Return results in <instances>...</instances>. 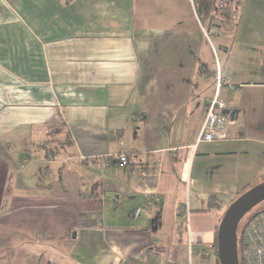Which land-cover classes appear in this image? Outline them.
<instances>
[{"label":"crops","instance_id":"crops-1","mask_svg":"<svg viewBox=\"0 0 264 264\" xmlns=\"http://www.w3.org/2000/svg\"><path fill=\"white\" fill-rule=\"evenodd\" d=\"M197 18L194 0H0L14 264H217L223 213L264 176V0ZM215 55L236 112L228 140L194 147Z\"/></svg>","mask_w":264,"mask_h":264},{"label":"built area","instance_id":"built-area-1","mask_svg":"<svg viewBox=\"0 0 264 264\" xmlns=\"http://www.w3.org/2000/svg\"><path fill=\"white\" fill-rule=\"evenodd\" d=\"M242 1L215 0V3L218 9H223L227 5L240 7ZM197 21L201 29L205 31L202 22L198 18ZM213 53L215 54L214 50ZM209 74L215 79V90L210 97L205 99V115L194 147L202 142L228 140L230 137L229 128L233 124L229 115L224 114L227 109L226 103L219 97V90L226 84V78L219 67L216 55L211 68L205 73L206 76ZM113 163L119 167H124L128 163L127 156L118 154L104 157V166L110 167ZM139 212L140 209H137L134 212V217H137ZM237 249L239 264H264V211L241 225L240 234L237 238ZM204 255L216 259V246L210 247Z\"/></svg>","mask_w":264,"mask_h":264},{"label":"water","instance_id":"water-1","mask_svg":"<svg viewBox=\"0 0 264 264\" xmlns=\"http://www.w3.org/2000/svg\"><path fill=\"white\" fill-rule=\"evenodd\" d=\"M236 111H224L233 120ZM264 202V180L251 186L223 213L216 231V253L218 264H239L237 231L241 220Z\"/></svg>","mask_w":264,"mask_h":264},{"label":"trees","instance_id":"trees-1","mask_svg":"<svg viewBox=\"0 0 264 264\" xmlns=\"http://www.w3.org/2000/svg\"><path fill=\"white\" fill-rule=\"evenodd\" d=\"M194 3L196 4V6L198 8L199 20L201 22L209 21L210 25H212V23H214V22H225V23L226 22L227 23L234 22V20L236 19V16L238 15V11L240 9V7H235L232 5H227L223 9H218V7L216 6L215 0H194ZM240 6H241V4H240ZM263 180H264V176L262 177V179L260 181L254 183L253 185H255V184H257ZM253 185H251V186H253ZM251 186H249L247 189H249ZM245 191H243V192H245ZM241 194H239V195H241ZM256 208L253 209L249 214H247L244 217L243 223L251 220L253 217L258 215L260 212L264 211V209L263 210H257ZM240 229H241V226H239V228H238L237 238L239 237ZM215 243H216V238H215ZM217 264H218V261H217Z\"/></svg>","mask_w":264,"mask_h":264},{"label":"rangeland","instance_id":"rangeland-1","mask_svg":"<svg viewBox=\"0 0 264 264\" xmlns=\"http://www.w3.org/2000/svg\"><path fill=\"white\" fill-rule=\"evenodd\" d=\"M213 42H216L215 38H212ZM257 210L264 209V203L260 204ZM244 218L241 220L239 226L243 223ZM239 228V227H238ZM13 234L10 231V227H2L0 225V264H14L16 263V259L21 260V256L14 255L16 253V248L14 247L15 241L13 240ZM21 248H18V251ZM25 258V256H24Z\"/></svg>","mask_w":264,"mask_h":264}]
</instances>
